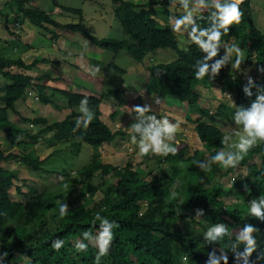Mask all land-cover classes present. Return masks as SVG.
<instances>
[{
  "label": "trees",
  "instance_id": "1",
  "mask_svg": "<svg viewBox=\"0 0 264 264\" xmlns=\"http://www.w3.org/2000/svg\"><path fill=\"white\" fill-rule=\"evenodd\" d=\"M13 1L16 2L19 12L31 24L47 31H51L48 26H54L56 29L65 27L44 11L27 8L25 6L27 0ZM111 2L116 18L132 41L96 37L83 29L82 20L78 24L69 23L65 28L81 33L99 48L115 55L127 51L135 61L145 67L149 75L144 94H155L160 100L175 97L181 106L185 105L187 111L200 100V94L194 87L195 82L213 87L215 82L226 76L227 64L211 80L207 76L203 80H196L192 65L204 54L194 44L182 48L178 44V33H174L170 25L160 24L154 18L153 11L139 9L138 5L130 0ZM60 8L78 14L80 19L83 17L80 9L63 6ZM240 10L242 15L239 24L230 25L229 32L221 36V41L233 39L247 51L249 58L254 57L256 77H249L257 85L264 87V73L257 71L258 66H264V34L254 23L249 0L240 4ZM197 15L206 17L207 10H199ZM197 23L201 27L207 26L205 20H197ZM57 36L54 35V39H57ZM164 50L173 52L171 55L166 54L168 56L166 59L170 61L156 63L152 56ZM223 53L224 49L221 47L213 60ZM38 64L39 62L35 61L28 65L21 58L0 56V75L10 82L5 88L0 89V133H5L12 148L5 151L0 145V253L5 256L4 264H18L21 262L20 255L21 258L29 259L28 264H205L209 252L215 251L219 255L221 249L227 256V264H234V253L230 246L235 242V235L245 223H250L257 229L253 235L256 237L258 248L251 253L250 261L255 260L258 253H264V221L246 215L248 200L264 196V143H258L249 150V155L241 160V164L247 166V172L244 175L239 174L238 178L233 180L231 188H225L222 184L210 188L202 179L194 180L190 177L186 170L192 162H196L198 168L197 162L202 160L206 151L211 155L219 151L223 147L220 139L226 131L213 123L199 119L196 120L195 129L205 150H196L189 155L187 143H171L177 151L174 155L159 158L158 165L164 168L159 171L160 175L155 176L153 172L156 170H144L140 166H134L132 162L119 167L98 159L88 165L80 175L78 173L77 176H72L80 185V193L76 196L79 204L68 209L65 217H59L60 223L56 231L51 232L44 227L48 213L53 214L58 210V199L64 191L61 194L51 190L42 192L29 186V191L24 190L27 185L19 179L18 172L6 168L2 163L16 160L20 165L47 175L56 173L60 177L71 175L46 167L51 155L56 153L55 150L44 157L20 151L18 147L25 143L20 137L36 144L41 135L53 132L51 143L76 138L81 143L99 146L105 142H112L117 137H123L126 133L121 129L113 131L102 120V104L108 97L113 96V92L98 93L85 87L74 90L72 81H65V85L60 86L61 79L51 78L49 74L30 76L26 73L12 72L10 69L16 67L29 71ZM108 70L124 71L114 60L108 64ZM96 80L105 84V78ZM51 81H59L55 83L59 87L51 85ZM233 83L238 106H249L256 97V89L253 88V95L247 97L242 92L247 78L237 79ZM30 88L38 91V99L45 105L54 104V97L61 95L66 99L70 114L65 120L52 124H48L46 118L28 119L27 121L33 124L46 125L34 135L19 128L10 121L8 111L15 108V103L23 98ZM85 97L88 100V107L94 114L93 120L86 128L74 130V121L81 114L75 112L73 108L78 107L80 100ZM252 157H255L254 160ZM211 170V175L217 173L223 175L218 164L211 165ZM229 170L232 172L234 168ZM205 172L201 174L203 178ZM115 179L117 182L113 184L112 180ZM70 187L72 186L67 189ZM237 191L241 194L239 195ZM12 194L23 195L26 199L16 200ZM232 196H236L241 202L227 204L223 201V198ZM198 210H202L201 216L196 215ZM96 213L114 221L116 225L112 229L113 236L107 252V263L99 261L96 247L88 241H85L88 243L86 251L77 252L74 248L81 232L96 233L99 226V221L93 224ZM172 220L184 222L183 227L173 229ZM35 221L44 228L42 233H38V230L33 233L18 230L20 225L33 224ZM218 222L226 226L229 235L218 242L205 243L201 232L207 226ZM56 238L64 241L58 251L51 247V241ZM237 251H243V245H240ZM256 264H264V260H256Z\"/></svg>",
  "mask_w": 264,
  "mask_h": 264
},
{
  "label": "rangeland",
  "instance_id": "2",
  "mask_svg": "<svg viewBox=\"0 0 264 264\" xmlns=\"http://www.w3.org/2000/svg\"><path fill=\"white\" fill-rule=\"evenodd\" d=\"M249 2L254 15V23L257 29L264 34V0H249ZM171 4L176 3L171 2ZM161 5L163 6V4ZM25 6L27 8H33L46 12L55 21L62 22L60 24L64 25L65 27L69 23L78 24L82 20L83 29H85L87 32L96 37L132 41L131 37H129L125 33L120 21L116 18L111 0H27V4ZM62 6L66 8L80 9L83 13L82 19H80V16L78 14L60 8ZM170 7L169 10H172V12H177V9H174L173 5H170ZM65 27L64 29H56L54 26H48L47 28H49V30L51 31L41 29L31 24L27 19L24 18L23 14L19 12L15 1L0 0V46L6 45L4 49L0 50V56L5 55L7 57L21 58L23 62L28 65L32 64L35 61H38L39 64L35 68H33V70H29L27 71V73H25L30 76H41L44 74H49L51 78H54L56 75H59L60 77L57 76L58 79L60 78L61 81H64V83L65 81H72V78L68 77H72L73 75H75V67H79L81 69H93V66L104 67V63H109L111 60L114 59L112 57V52L108 50L105 51L99 48L89 39H83V37L75 34L73 31L67 30V28ZM54 35H58L57 38H59L60 42L56 43ZM74 36H78V41L82 42L83 45H87V47L82 50V53L85 55L84 57L78 55L74 56L72 54L65 55V51H59V48H62L64 50L67 49L68 45L70 51L72 52L70 46L72 47L71 41L75 40ZM61 38H65L67 40L65 45L63 44V41H61ZM225 43L229 45L235 44L240 49V69L238 71H235L231 69L230 64H227L226 76L221 82H219L215 87H213V89H208L206 87L203 88L204 85L201 83H198L197 89L200 90V92L203 91V98H201L200 100V105L206 109V112L210 111L214 113L215 109H218L220 102L223 104L224 107H226L227 110H225L224 108H220L219 112L222 118L229 119L230 125L227 126L224 130L226 132H229L231 131V128L235 127L234 122L231 120V114L234 111V107L238 106L237 92L235 89V84L233 82L237 79L245 80L249 76L255 78L256 68L254 57L249 58L247 51H244L238 45V43H236V41L232 39ZM178 44L182 48H184L189 43L187 39L183 40L181 37L178 36ZM24 47L27 49L28 54L23 55V52L25 50ZM171 52L169 50H164L162 52L163 56L160 53L152 56V58L156 63L167 62L170 60L166 59L168 58L166 54L171 55ZM43 60L49 61L43 62ZM115 63L124 71H104V92H113L114 94L113 96L108 97L104 101L103 111L106 113L109 110V102L110 105H116V107H119L124 101L125 107L121 106L119 112H116L117 115L121 116L122 118H120L119 120L114 119L113 123H111L112 126L116 128H122L123 131L126 133L125 137H119L118 144H116L115 146L120 150L119 156H113V158L111 159V161L116 166H124L127 162L132 161L135 164L134 166H136L137 164L140 166L141 169L156 170L153 172L154 176L160 175L159 171L163 170L164 168L163 166H160V164L158 165V160L162 156H153L151 153L142 156L130 138L132 135L131 124L135 122V113L133 109L137 106L142 107L147 105L150 107V112H153L157 115V119L161 117H167L170 123H177L179 125L182 124V126L183 122H181V120L185 121L187 118V120L185 121V127H182V131H176L173 140L187 143L189 146V155H192L195 150H200L198 147L201 146L202 148L200 151L205 150L203 143L200 142L199 136L197 135V133H195L193 129V121H191V119L189 121L188 117H173L172 113L174 112L171 113L170 111H168L166 105H164L161 101L159 103L155 100L151 101L149 98H147L146 100V98L142 97L143 101L141 100L133 102L131 104L134 99L132 97L128 98V95L135 96L136 93H134V95H130L127 94V92L135 88V82L140 76L136 68V66L139 67V63L135 61L127 53V51H122V53L115 58ZM10 69L12 72L18 73H20L21 71H25L16 67H12ZM19 70L21 71L19 72ZM64 74L66 75L65 78L63 77ZM63 78L64 80H62ZM9 83V80L5 79L2 75H0V89L5 88ZM115 94H117V96ZM125 95L127 98L123 99ZM204 95L207 96L208 100H206ZM27 96L31 97L32 99V101L30 100V102L27 104L28 106L23 103L15 105V108L17 106L20 113L23 112L24 117L18 120L17 115L13 116V113L11 114V117H15L16 120L21 124V126H24V128H27V130L34 133L38 131L39 126L32 127L30 122L26 121L25 119L27 117V119L29 120L40 118L42 111L44 110L45 112V110L49 107L44 106V104L40 102V100L38 99V91L36 89L30 88L27 92ZM54 100L57 102V104L61 106H63L66 102V100L63 99L62 96L54 97L53 101ZM57 115L59 116V113ZM215 116L219 117L218 113H216ZM198 117L199 113L197 112L192 115V119H195L194 121H196ZM207 120L209 121V117H207L204 121ZM218 128L220 129L221 127L218 126ZM0 134H3L4 136V133ZM20 139L25 142L21 145V147H19L20 151H27V149L34 147V144H32L28 139L24 137H20ZM170 142L171 141H169V143ZM70 143L75 148V159L71 158L72 155L70 153L63 151L60 154L55 155L49 161L46 167L50 169L56 161H59L57 165L58 169H62L63 167H69L70 169H72L73 173L71 174V177L69 175L67 176V178L55 175L46 176L45 174L31 170L28 166H24V170H22V168L18 170L16 163L12 161L7 162L6 167L9 169L15 168V170H18L19 179L21 178L22 181H24L27 185V188L25 187L24 190L29 191V186L34 187L38 191L42 192L51 190L58 191L57 194H61V192L64 191V193L58 199L59 205L61 203H66L68 205V209L73 208L75 205L79 204V202L76 200V196L80 193V185H78L79 182H75L73 180L72 176H77V174H74V172L79 173L78 175H80L88 165L96 161V159L98 158V148L97 146L82 144L77 140H70ZM44 144H46V142H44V136H41V140L39 139V145L35 146L34 149L29 150L28 153L35 155V153L38 151L44 154ZM0 145L4 149H10V143H6L5 138L1 136ZM66 150L68 151V149ZM104 152L105 154L107 153L106 150H104ZM210 155L211 153L206 151V154L202 158V160H207ZM248 155L249 151L246 155H244L243 158L247 157ZM259 155L260 153H258L257 156L258 161ZM254 158L255 157H252L251 159L254 160ZM197 167L198 168H196V162H192L191 166L188 168V170H186V172L189 173L190 177H192L194 180L202 179L210 188H212L213 185L218 184H222L223 186H225V188H230L231 181H233L235 178H238L239 174H246L247 172V168L245 166L238 164L232 172H229V169H222L224 174L221 177L219 173L211 175V168L205 172V170L200 169L199 166ZM190 169L191 171H189ZM186 172H184V175L186 174ZM204 172L205 175L203 178L201 174ZM206 174L207 177H205ZM116 182V179L112 180L113 184H115ZM69 186L72 187L67 189ZM237 193L239 195L241 194L239 191H237ZM13 196L17 197V194H13ZM223 201L227 204L241 202L239 198H236V196H232L231 198H223ZM80 202H82V200ZM47 216L48 217H46L45 219L44 227L48 228L51 232L56 231L60 223L58 210L53 212V214L48 213ZM38 223L39 222L35 221L33 224L20 225L18 230L24 233H31V231L33 233L38 230V233H42L44 228L41 225H38ZM183 225L184 222L182 221H171V227L173 229H180L183 227ZM91 244L94 245L96 247V250L98 251L95 241H92ZM107 252L103 255H100L97 252L100 262H106L108 256ZM20 261L21 262H19L18 264L29 263V259L27 257L21 258V255Z\"/></svg>",
  "mask_w": 264,
  "mask_h": 264
},
{
  "label": "clouds",
  "instance_id": "3",
  "mask_svg": "<svg viewBox=\"0 0 264 264\" xmlns=\"http://www.w3.org/2000/svg\"><path fill=\"white\" fill-rule=\"evenodd\" d=\"M176 2L184 9V13L172 23V31L186 33L188 43L194 44L204 54L192 65L194 78L203 80L207 76L211 80L226 64H230L231 69L238 71L241 65L240 49L235 44L229 45L222 42L221 36L229 32L230 25L239 24L242 15L240 4L243 0H195L198 7L193 6V0H176ZM198 10H207V16L194 15ZM197 20H205L207 26L201 27ZM221 47L224 49L223 55L213 60L217 57ZM95 70L98 71V67ZM257 71L264 73V66H258ZM219 82L221 81L215 82L214 86ZM253 88L256 89L255 99L247 107H234L231 120L235 127L222 135L220 143L223 147L219 151L210 155L207 160L197 162L200 169L207 171L213 164H218L221 169L225 170L235 168L241 164V160L250 149L258 143H264V87L257 85L251 77H248L247 83L242 87V92L245 96L251 97ZM78 111L81 115L74 121V130L80 127L86 128L93 120L94 114L88 107L86 97L80 100ZM134 113L135 122L131 124L130 138L139 153L142 156L148 153L153 156L174 155L177 148L169 141L174 139L179 125L170 123L167 117L157 119L155 114H150V107L147 105L135 107ZM207 117H209L208 114ZM242 166L247 168L246 165ZM67 211L68 205L61 203L58 208L59 217H65ZM196 215L201 216L202 210H198ZM246 215L264 221V196L248 200ZM96 221H99L96 233L81 232L80 238L74 245L75 251L84 252L88 247L85 241L89 243L95 241L100 255L107 252L113 236L112 229L116 226L115 222L99 213L94 215L93 224ZM256 230L252 224L245 223L235 235V242L230 246L234 253V264H256V260H264V253H258L255 260L250 261L249 259L251 253L258 248L256 237L253 235ZM201 234L205 243L218 242L229 235L226 226L219 222L207 226ZM63 244L64 241L59 238L51 241V247L55 251H58ZM240 245H243V251H237ZM4 258L3 253H0V264H4ZM205 264H227L224 250L221 249L219 255L215 251L209 252Z\"/></svg>",
  "mask_w": 264,
  "mask_h": 264
},
{
  "label": "crops",
  "instance_id": "4",
  "mask_svg": "<svg viewBox=\"0 0 264 264\" xmlns=\"http://www.w3.org/2000/svg\"><path fill=\"white\" fill-rule=\"evenodd\" d=\"M130 1H133L135 4H137L138 5V8L139 9H146V10H151V11H153L154 12V18L160 23V24H162V25H172V22L174 23V21H175V19H177V18H179L181 15H183V13H184V9H182L181 7H180V5H179V3L178 2H176V0H130ZM174 2V3H176V4H171V2ZM161 4H163V6L161 5ZM170 5H173V7H174V9L176 8L177 9V12L176 11H173L172 12V10H169L171 7H170ZM193 6L194 7H198L196 4H195V0H193ZM170 7V8H169ZM199 11V10H198ZM198 11L194 14V15H197L198 14ZM29 21V20H28ZM59 23H62V22H59ZM61 29H64V28H61ZM66 30V29H65ZM67 30H69V29H67ZM75 34H77V35H79V36H81V37H83V39H87V38H85L84 36H82V34L81 33H79V32H74ZM180 34V35H179ZM178 35H179V37H181L183 40H185V39H187V37H186V33H178ZM77 37L78 36H74V38H75V40H73V41H71V45H72V47L70 46V48L72 49V52L70 51V49H69V47H68V45H67V49H62V48H59V51H65V55H70V54H72V55H74V56H85L83 53H82V50L85 48V47H87V45H83V43L82 42H80V41H78V39H77ZM56 43H58V42H60L59 41V38H57L56 40ZM61 41H63V44L65 45L66 44V39L65 38H61ZM186 42V41H185ZM225 43V42H224ZM190 44V43H189ZM6 46V45H5ZM5 46H0V50H2V49H4V47ZM25 46H26V44H25ZM223 48V47H222ZM24 52H23V55H25V54H28L27 52V49L24 47ZM103 50H105V49H103ZM4 51V50H3ZM105 51H107V50H105ZM163 52V51H162ZM81 53V54H80ZM113 54V60L115 61V58L118 56V55H115L114 53H112ZM162 54V56H163V53H161ZM113 60H111L110 62H112ZM109 62V63H110ZM109 63H104V67H100V66H98L99 68H100V70H98V71H96L95 69L97 68V66H93V69H81V68H79L78 66V68H76L75 67V71H76V73H75V75H73L72 77H68V78H72L71 80H72V82H73V88H74V90H76V89H78L79 87H85V88H88V89H90V90H93V91H95V92H98V93H102V92H104V82L103 83H100V82H98L96 79L97 78H101V79H104L105 78V76H104V71H108V64ZM139 63V62H138ZM97 65V64H96ZM76 66V65H75ZM91 66V65H90ZM92 68V67H91ZM95 68V69H94ZM98 68V69H99ZM121 68V67H120ZM136 68H137V71L139 72V78L137 79V81L135 82V88L134 89H132L131 91H129V92H127V94H130V95H134V93H136V95L135 96H129L128 95V98H130V97H132L134 100L131 102V104L133 103V102H137V101H141L142 100V97H144V98H146V100H147V98H149L151 101H153V100H155L156 102H159L160 103V101L164 104V105H166V108L168 109V111H170L171 113L172 112H174V113H172V115H173V117H176V118H186V117H188V119H189V121H190V119H191V121H193V129H194V131H195V133H197L196 132V129H195V127H196V122L197 121H194L195 119H192V115L194 114V113H199V117L196 119V120H200V118H202L201 120H205L206 119V116H207V113H208V115H209V121L208 122H212V123H214V124H216V125H218V126H220L223 130H225L226 129V127L227 126H229L230 125V123H229V119H225V118H222L220 115V112H219V110H220V108H224L225 110H227L226 109V107H224L223 105H222V103L220 102V104H219V106H218V109L216 110L215 109V112L214 113H212V112H206V109L203 107V106H201L200 105V100H201V98H203V91L202 92H200V90H198L197 89V85H198V83H196V85L194 84V87L196 88V90L199 92V94H200V100H199V102H198V104L196 105V106H192L191 107V109L189 108L187 111H186V109H185V105H183L182 104V106L180 105V103L178 102V99L177 98H175V97H169L168 99H166V100H159V97L157 96V95H155V94H144L143 93V90H144V88H145V86H146V84H147V82H148V78H149V75H148V73L145 71V67L142 65V64H140L139 63V67L138 66H136ZM121 70H122V68H121ZM21 70H19V72H20ZM27 73V71H21V73ZM53 75V74H52ZM36 76V75H35ZM57 76H59V75H56L55 77L54 76H52V77H54V78H58ZM60 77V76H59ZM64 78L66 77V75L64 74V76H63ZM64 78L62 79V80H64ZM222 81V80H221ZM59 82V81H58ZM58 82H54V81H51L50 82V84L51 85H56L55 83H58ZM59 83H61V85L60 86H62V85H65L64 84V81H61V82H59ZM204 85V84H203ZM56 86H58L59 87V85L57 84ZM198 87H200V86H198ZM206 86L204 85L203 86V88H205ZM215 87V86H214ZM206 88H212L213 89V87H206ZM30 95H32V94H30ZM61 97V95H56L55 97ZM204 97L206 98V100H208V98H207V96L206 95H204ZM63 98V97H62ZM127 97H126V95L123 97V99H126ZM37 99V98H36ZM63 99H65V98H63ZM30 100L32 101V99H31V97H29V96H27V94L23 97V98H21V99H19L16 103H15V105H19V103H23V104H28L29 102H30ZM66 100V99H65ZM143 101V100H142ZM127 103V102H126ZM104 104V103H103ZM103 104H102V120L113 130V131H116V130H118V129H121V130H123L122 128H116V127H114V126H112L111 125V123H113V120L114 119H117V120H119L120 118H122L121 116H119V115H117V113L119 112V109H120V107L121 106H124L125 107V105H124V101L122 102V104L119 106V107H116V105L115 106H112V105H110V102L108 103V107H109V110L105 113L104 111H103ZM162 105V104H161ZM28 106V105H27ZM44 106H46V107H49V108H47L46 110H45V112H44V110L42 111V114H41V116H40V118H46L47 120H48V124H52L53 122H61V121H63V120H65V118L70 114V112L67 110V105H66V102H65V104L63 105V106H61V105H59V104H57V102L54 100V104H48V105H45L44 104ZM73 110L75 111V112H77V113H79V111H78V107H74L73 108ZM133 111H134V109H133ZM9 119H10V121L12 122V123H14L15 125H17L19 128H22V129H24V130H26L27 132H29L30 134H37V132H39V130H41L42 128H44L46 125H44V124H40V125H34L33 123H31L30 122V124H31V126L32 127H37V126H39L38 127V131H36V132H34V133H32V132H30L29 130H27V128H24V126H21V124L16 120V118L15 117H11V114L13 113V116L15 115H17V117H18V120H20L22 117H24L23 116V112H21L20 113V111H19V109L17 108V106H16V108H14V109H9ZM117 112V113H116ZM18 113H20V114H18ZM59 113V116L57 115ZM113 113H115L114 115H112ZM132 113V112H131ZM153 113V112H152ZM216 113H218V115H219V117L218 116H215V114ZM117 115V116H116ZM187 115V116H186ZM157 117V116H156ZM28 118V117H27ZM25 119L26 121L28 120V119ZM158 118V117H157ZM174 120V119H173ZM186 120H187V118H186ZM185 120V121H186ZM185 121H183V120H181V122H183V126H182V124H178L179 126H178V128H177V130L176 131H182V127L184 128L185 127ZM2 133V132H1ZM198 135V134H197ZM0 136L1 137H4L5 138V142L6 143H9L8 142V140H7V138H6V135H5V133H4V136H3V134H0ZM41 136H44V142H46V144H44V154H42V153H40V152H36L35 153V155H37V156H40V157H44V156H48V155H50L51 153H52V151L53 150H55L56 151V153L54 154V155H51V158L48 160V161H50L55 155H57V154H60L61 152H63V151H65V152H67V153H70L72 156H71V158L72 159H75V156H74V150H75V148L72 146V144L70 143V140H77L76 138L75 139H73V138H68V139H65V140H63V141H60V142H55V143H51V138H52V136H53V132H49V133H45V134H43V135H41ZM41 136H40V140H41ZM126 136V135H125ZM125 136H123V137H125ZM118 139H119V137H117L114 141H112V142H105V143H103V144H101V145H99V146H97V148H98V158L96 159V160H101L102 162H104V163H110V164H113V165H115L112 161H111V159L113 158V156H119V153H120V150L118 149V148H116L115 146H116V144H118ZM200 139V138H199ZM78 141V140H77ZM178 142H180V141H177V140H172L170 143H178ZM200 142H201V140H200ZM81 143V142H80ZM82 144H84V143H82ZM37 145H39V142L38 143H36V144H34V147L35 146H37ZM88 145V144H87ZM91 146H94V145H91ZM2 147V146H1ZM19 147H21V146H19ZM18 147V149H20ZM34 147L33 148H30V149H27V151H25L26 153H28V151L29 150H31V149H34ZM9 148L10 149H4L3 147H2V149H4L5 151H9V150H11L12 148L9 146ZM68 149V151L66 150V149ZM200 150H201V148H202V146L201 147H198ZM65 149V150H64ZM112 149H114V150H112ZM189 149V148H188ZM104 150H106L107 151V153L105 154V152H104ZM196 151V150H195ZM12 162H14V163H16V165H17V169L19 170L20 168H22V170H24V166L25 165H20L16 160H14V161H12ZM130 162H132V161H130ZM6 163L7 162H4V163H2V165L3 166H5L6 167ZM49 163V162H48ZM47 163V164H48ZM58 163H59V161H56L55 162V164H53L52 165V169H55V170H57L58 172H61V173H64V174H72L73 173V171H72V169H70L69 167H63L62 169H58V167H57V165H58ZM133 163V162H132ZM46 164V165H47ZM134 164V163H133ZM71 165V164H70ZM135 165V164H134ZM136 166H138L139 167V165H137L136 164ZM121 167V166H120ZM7 168V167H6ZM9 169V168H8ZM10 170H15V168H10ZM18 170H15L16 172H18ZM21 170V171H22ZM23 172V171H22ZM37 172H39V173H42V174H44V172H41V171H37ZM18 174H19V172H18ZM74 174H78V173H76V172H74ZM46 176H50V175H47V174H45ZM55 176H59L58 175V173H56V174H54ZM60 177V176H59ZM65 178H67V177H65ZM21 179V178H20ZM13 195V194H12ZM13 198H15L16 200H25L26 199V197H23V195H19V194H17V197H14L13 196Z\"/></svg>",
  "mask_w": 264,
  "mask_h": 264
}]
</instances>
